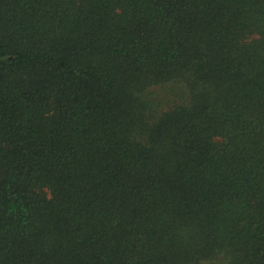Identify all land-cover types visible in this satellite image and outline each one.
<instances>
[{
    "label": "trees",
    "instance_id": "1",
    "mask_svg": "<svg viewBox=\"0 0 264 264\" xmlns=\"http://www.w3.org/2000/svg\"><path fill=\"white\" fill-rule=\"evenodd\" d=\"M0 264H264V0H0Z\"/></svg>",
    "mask_w": 264,
    "mask_h": 264
}]
</instances>
